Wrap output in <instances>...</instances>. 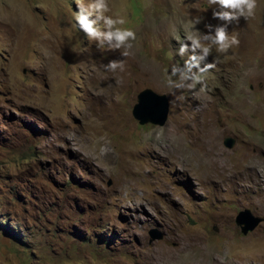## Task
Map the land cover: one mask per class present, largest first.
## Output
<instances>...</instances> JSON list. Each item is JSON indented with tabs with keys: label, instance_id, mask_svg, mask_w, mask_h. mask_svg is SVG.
Returning <instances> with one entry per match:
<instances>
[{
	"label": "rangeland",
	"instance_id": "1",
	"mask_svg": "<svg viewBox=\"0 0 264 264\" xmlns=\"http://www.w3.org/2000/svg\"><path fill=\"white\" fill-rule=\"evenodd\" d=\"M109 4L137 33L126 57L88 39L77 0H0V264H264V220L235 222L264 218V0L194 87L178 50L218 5ZM146 87L169 98L162 126L131 113Z\"/></svg>",
	"mask_w": 264,
	"mask_h": 264
},
{
	"label": "clouds",
	"instance_id": "2",
	"mask_svg": "<svg viewBox=\"0 0 264 264\" xmlns=\"http://www.w3.org/2000/svg\"><path fill=\"white\" fill-rule=\"evenodd\" d=\"M209 6L218 5V11L213 12V17L224 23L213 26L207 24V32L188 33L186 39L190 45L181 41L178 54L183 56L189 53L188 60L183 67H175L173 74L179 75L181 83L176 87H184V81H190L188 87L202 82L201 73L214 64L206 63L207 58L212 54L215 47L217 53H227L229 49L238 46L240 41L236 35H230L228 24L235 21L239 23L241 18L246 21L255 16L258 8V0H207ZM78 11L75 13V21L79 28L83 30L90 41L96 42L98 48L103 51L120 50L122 56H128L129 49L133 47L137 33L131 27H124L128 21L121 14H112L109 0H89L87 4L83 0H77ZM200 19L195 21L200 23ZM203 65V67H201ZM107 70H123V64L119 60H111L105 65Z\"/></svg>",
	"mask_w": 264,
	"mask_h": 264
},
{
	"label": "water",
	"instance_id": "3",
	"mask_svg": "<svg viewBox=\"0 0 264 264\" xmlns=\"http://www.w3.org/2000/svg\"><path fill=\"white\" fill-rule=\"evenodd\" d=\"M131 113L139 124L151 123L162 126L168 118L169 98L165 93L146 87L138 92ZM234 142L231 136L223 138V144L227 148L233 147ZM263 220L264 218L254 215L247 208L240 210L235 216V222L243 235L253 231ZM162 236L163 234L156 230L150 233L151 240L160 239Z\"/></svg>",
	"mask_w": 264,
	"mask_h": 264
},
{
	"label": "trees",
	"instance_id": "4",
	"mask_svg": "<svg viewBox=\"0 0 264 264\" xmlns=\"http://www.w3.org/2000/svg\"><path fill=\"white\" fill-rule=\"evenodd\" d=\"M5 221L4 218L0 219V230L4 231V233H6L7 230H13L12 226H9Z\"/></svg>",
	"mask_w": 264,
	"mask_h": 264
},
{
	"label": "bare ground",
	"instance_id": "5",
	"mask_svg": "<svg viewBox=\"0 0 264 264\" xmlns=\"http://www.w3.org/2000/svg\"><path fill=\"white\" fill-rule=\"evenodd\" d=\"M185 251V250H184Z\"/></svg>",
	"mask_w": 264,
	"mask_h": 264
}]
</instances>
